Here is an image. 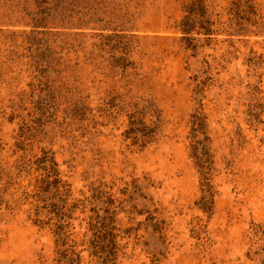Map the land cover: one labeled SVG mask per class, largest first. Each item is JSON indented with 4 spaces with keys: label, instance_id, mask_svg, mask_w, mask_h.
Instances as JSON below:
<instances>
[{
    "label": "rangeland",
    "instance_id": "rangeland-1",
    "mask_svg": "<svg viewBox=\"0 0 264 264\" xmlns=\"http://www.w3.org/2000/svg\"><path fill=\"white\" fill-rule=\"evenodd\" d=\"M0 264H264V0H0Z\"/></svg>",
    "mask_w": 264,
    "mask_h": 264
},
{
    "label": "trees",
    "instance_id": "trees-1",
    "mask_svg": "<svg viewBox=\"0 0 264 264\" xmlns=\"http://www.w3.org/2000/svg\"><path fill=\"white\" fill-rule=\"evenodd\" d=\"M183 29L182 31L186 34V35H189L191 34V30L188 28L187 24H183Z\"/></svg>",
    "mask_w": 264,
    "mask_h": 264
}]
</instances>
